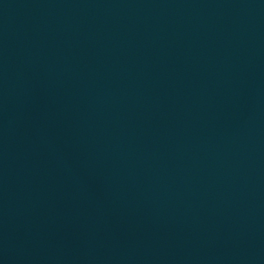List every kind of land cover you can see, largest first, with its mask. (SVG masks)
<instances>
[{"label":"water","instance_id":"water-1","mask_svg":"<svg viewBox=\"0 0 264 264\" xmlns=\"http://www.w3.org/2000/svg\"><path fill=\"white\" fill-rule=\"evenodd\" d=\"M0 264H264V0H0Z\"/></svg>","mask_w":264,"mask_h":264}]
</instances>
